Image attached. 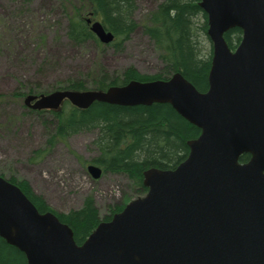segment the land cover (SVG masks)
I'll return each instance as SVG.
<instances>
[{"label": "water", "instance_id": "water-1", "mask_svg": "<svg viewBox=\"0 0 264 264\" xmlns=\"http://www.w3.org/2000/svg\"><path fill=\"white\" fill-rule=\"evenodd\" d=\"M213 46L206 92L182 74L100 90L27 95L33 110L170 105L201 134L175 169L144 172L147 193L77 244L73 230L41 213L0 177V237L28 264H264V0H201ZM105 45L115 36L87 19ZM240 29L231 50L225 35ZM243 155L250 159L241 163ZM98 179L102 169L88 167Z\"/></svg>", "mask_w": 264, "mask_h": 264}, {"label": "trees", "instance_id": "trees-1", "mask_svg": "<svg viewBox=\"0 0 264 264\" xmlns=\"http://www.w3.org/2000/svg\"><path fill=\"white\" fill-rule=\"evenodd\" d=\"M141 0H59L66 13L67 36L74 46L90 43L98 49L106 47L91 31L87 19L100 21L115 40L108 46L122 51L125 43L138 31L153 44L161 63L155 75H146L130 66L117 73H109L102 66L86 74L68 79L63 85L42 92L30 88L16 91L10 98L0 95V117L6 113L12 100H22L26 95H41L57 90H100L124 86L131 81L166 80L174 74H182L199 91L209 87L213 49L207 36L206 13L200 8L201 0H161L140 20L137 19ZM242 31L234 29L225 39L231 49L239 44ZM45 38L41 40L44 45ZM1 48V47H0ZM3 48V47H2ZM100 65V64H99ZM20 119L36 117L42 122L46 147L34 151L32 162H39L59 144L69 145V138L80 133L95 134L91 146L97 153L91 163L101 167L104 173L125 176L135 197L144 195V172L150 168L175 169L189 153L187 142L200 136L201 131L182 118L168 104L152 106L120 107L95 103L88 109H79L65 101L59 111H35L22 105ZM15 117L11 119L16 123ZM18 117V118H19ZM81 164L86 160L77 156ZM249 155L241 158L248 161ZM7 178L16 184L41 213L52 212L74 232L77 244L81 245L102 221H110L114 214L123 210L125 203L110 205L101 215L95 200L88 196L83 205L69 212L52 209L44 198L37 195L26 179L16 175ZM0 264H28L25 255L0 237Z\"/></svg>", "mask_w": 264, "mask_h": 264}, {"label": "rangeland", "instance_id": "rangeland-1", "mask_svg": "<svg viewBox=\"0 0 264 264\" xmlns=\"http://www.w3.org/2000/svg\"><path fill=\"white\" fill-rule=\"evenodd\" d=\"M158 1L141 0L137 19ZM66 16L59 0H0V95L10 98L30 88L50 91L99 66L109 73L130 66L146 75L160 70L153 44L141 31L119 52L110 46L101 50L92 43L74 46L67 36ZM11 100L0 117V174L28 180L35 193L59 212L80 208L88 196L94 198L101 215L110 205L134 199L125 176L102 172L95 179L88 171L97 154L91 146L95 134L73 135L68 146L59 144L42 160L31 163L34 151L46 147L45 130L36 117L20 119L24 98ZM13 116H17L16 123L11 122ZM77 156L87 163L81 164Z\"/></svg>", "mask_w": 264, "mask_h": 264}, {"label": "flooded vegetation", "instance_id": "flooded-vegetation-1", "mask_svg": "<svg viewBox=\"0 0 264 264\" xmlns=\"http://www.w3.org/2000/svg\"><path fill=\"white\" fill-rule=\"evenodd\" d=\"M208 38H209V37H208ZM209 40H210V39H209ZM210 42H211V41H210ZM239 43H240V42H239ZM211 46H212V43H211ZM237 46H238V45H236V47H237ZM236 47H235L234 49H236ZM212 49H213V46H212ZM230 49H231V48H230ZM234 49H231V50H234ZM170 78H171V77H170ZM170 78H169V79H170ZM162 80H164V79H162ZM166 80H168V79H166ZM186 121H187V120H186ZM187 122H188V121H187ZM190 124H191V123H190ZM191 125H193V124H191ZM193 126H194V125H193ZM195 127H196V126H195ZM197 128H198V127H197ZM198 129H199V128H198ZM199 130H200V129H199ZM200 131H201V130H200ZM200 134H201V133H200ZM192 140H193V139H192ZM188 148H189V147H188ZM188 154H189V153H188ZM243 156H244V155H243ZM249 156H250V155H249ZM241 158H242V157H241ZM241 158H240V162H241V163H245V162H242V161H241ZM249 159H250V158H249ZM246 162H247V161H246Z\"/></svg>", "mask_w": 264, "mask_h": 264}]
</instances>
